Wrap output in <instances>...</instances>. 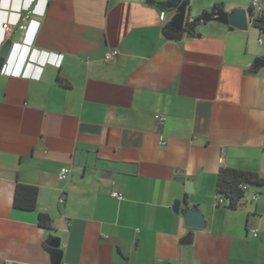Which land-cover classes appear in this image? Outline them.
Listing matches in <instances>:
<instances>
[{
	"label": "crops",
	"instance_id": "1",
	"mask_svg": "<svg viewBox=\"0 0 264 264\" xmlns=\"http://www.w3.org/2000/svg\"><path fill=\"white\" fill-rule=\"evenodd\" d=\"M170 1L0 0L15 72L0 75V264H53V238L62 264H264V185L235 209L216 193L222 168L264 179V32L211 21L171 40ZM183 1L189 21L250 3ZM17 185L37 189L34 211L14 207Z\"/></svg>",
	"mask_w": 264,
	"mask_h": 264
},
{
	"label": "trees",
	"instance_id": "2",
	"mask_svg": "<svg viewBox=\"0 0 264 264\" xmlns=\"http://www.w3.org/2000/svg\"><path fill=\"white\" fill-rule=\"evenodd\" d=\"M161 9L162 11L167 10V4H161ZM222 11L223 6L221 4L214 5L210 10L203 11L191 21L185 19L182 31H177L170 23L166 24L163 27V34L171 40H180L184 36L190 38L198 37V27L213 21L215 15ZM252 26L264 32V12L252 21ZM248 185L262 186L264 185V179L253 173L222 168L218 173L216 193L220 198L229 201L230 209H235L244 197L245 190H243V187H247ZM37 194V189L34 187L17 185L14 195V207L21 211H34L36 208ZM51 222L50 217L43 214L39 216V223L43 228L49 227ZM47 245L48 242H46L45 247ZM48 250L50 251V249Z\"/></svg>",
	"mask_w": 264,
	"mask_h": 264
},
{
	"label": "water",
	"instance_id": "3",
	"mask_svg": "<svg viewBox=\"0 0 264 264\" xmlns=\"http://www.w3.org/2000/svg\"><path fill=\"white\" fill-rule=\"evenodd\" d=\"M188 3L183 0H171L167 4L168 9H174L177 12L175 18L170 22L171 26L177 31H182L185 23V16L187 12ZM214 22H217L223 26L245 31L249 25L248 12L244 8H238L231 13L224 11L217 13L213 18ZM11 44H5L0 49V70L2 69L5 62L10 58L12 53ZM259 66H264V60L257 58L254 61L252 69H256ZM178 182H184L186 186V192L192 193V187L190 182H185L184 179L180 178ZM182 203L180 201L175 202L173 206V212L178 214L181 212ZM184 224L188 228L201 229L203 227L202 215L195 210H185L183 212ZM61 241L58 238H53L49 243V249L51 250L50 255L53 264H62L63 251L60 249Z\"/></svg>",
	"mask_w": 264,
	"mask_h": 264
},
{
	"label": "built area",
	"instance_id": "4",
	"mask_svg": "<svg viewBox=\"0 0 264 264\" xmlns=\"http://www.w3.org/2000/svg\"><path fill=\"white\" fill-rule=\"evenodd\" d=\"M247 12H248L249 23L252 24V21L254 19L258 18L259 16H261V14L264 12V0H250L249 6L247 8ZM160 18H161V20H164L165 11H162L160 13ZM18 20L23 22V24L20 25L19 28L22 29L23 31H25L27 29V26H25L24 24H25L26 21L29 20V17L27 15L26 16H22L21 14H19ZM2 28H3V31H7V32H9L11 30V26L8 23H4ZM116 54H117L116 52L107 53L105 55V60L106 61H110L113 57L116 56ZM58 60H59V57H58ZM14 73L15 72L13 70H11L10 66L6 62L3 65L2 69L0 70V75H2V76H12V75H15ZM18 76H19V74H18ZM155 120L157 121V123L160 126H162V125H164V123L166 121V117L164 115H162V114H158V115L155 116ZM162 139L163 138L160 137V142L161 143H163ZM263 150H264V146H263ZM69 173H70L69 169L63 168L60 171V173H59V179L62 180V181L67 180V178L69 176ZM243 190H246V187H243ZM111 196L114 199L118 200V201H122L123 200L122 194H120L118 192L113 191L111 193ZM253 200L257 201V198H254ZM219 202L221 203L222 200L220 199ZM250 235L252 237H255L256 236V232L252 231V232H250Z\"/></svg>",
	"mask_w": 264,
	"mask_h": 264
},
{
	"label": "clouds",
	"instance_id": "5",
	"mask_svg": "<svg viewBox=\"0 0 264 264\" xmlns=\"http://www.w3.org/2000/svg\"><path fill=\"white\" fill-rule=\"evenodd\" d=\"M25 43H27V44H29V45L31 44V42H28L27 39H24L23 44H22V48H28V49L31 50V46H27ZM30 50H29V51H30ZM44 62H45V63H43V66H42V67L46 66V65L49 63L48 58H46ZM41 69H42V68H41Z\"/></svg>",
	"mask_w": 264,
	"mask_h": 264
}]
</instances>
